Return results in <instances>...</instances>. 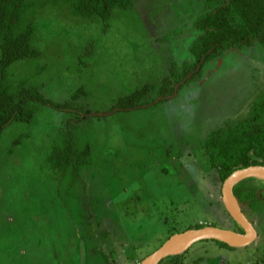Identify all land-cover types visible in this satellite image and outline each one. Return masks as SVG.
<instances>
[{
	"label": "rangeland",
	"instance_id": "374dc122",
	"mask_svg": "<svg viewBox=\"0 0 264 264\" xmlns=\"http://www.w3.org/2000/svg\"><path fill=\"white\" fill-rule=\"evenodd\" d=\"M33 1L22 30L40 56L13 64L8 79L15 92L22 81L37 88L46 104L32 102L33 118L0 135V264H141L175 231L234 230L203 146L264 91V47L225 53L161 104L110 112L193 60L204 0H142L107 21L74 15L66 0ZM66 103L72 113L53 107ZM66 141L90 150L78 176L48 164ZM258 216L252 245L201 241L184 264H264V204Z\"/></svg>",
	"mask_w": 264,
	"mask_h": 264
},
{
	"label": "trees",
	"instance_id": "16d2710c",
	"mask_svg": "<svg viewBox=\"0 0 264 264\" xmlns=\"http://www.w3.org/2000/svg\"><path fill=\"white\" fill-rule=\"evenodd\" d=\"M138 1L142 0H66L74 15L96 17L103 21L110 19L115 9L127 10ZM34 6L33 0H0V135L12 123L29 122L33 118L30 107L32 102L46 104L37 88L22 81L16 84L15 92L8 79V70L13 64L40 56L30 45L29 30H22L25 16ZM193 26L197 35L188 48L193 60L186 61L181 66L174 64L160 86L146 84L136 89L120 98L110 112L161 104L178 95L177 86L182 89L187 84L201 81L205 76L206 65L225 53L252 47L256 43L264 47V0H204L203 11L195 19ZM154 88L156 96L150 99ZM69 106L66 103L53 107L72 113L68 110ZM89 114L87 111L81 116L86 119L91 117ZM87 149L80 151L73 143L66 141L62 147L54 148L48 164L51 169L60 172L73 167V173L78 176L81 167L93 163L89 160L90 150ZM203 149L222 184L238 169L264 165V91L253 100L245 118L226 121L213 130L206 138ZM234 193L244 214L259 234L255 224L258 225L260 221L259 216L257 217L258 209L264 204V182L255 178L245 179L235 186ZM234 224L235 231L244 233L241 227L235 222ZM202 227L205 226L196 224L186 230ZM179 232L183 231H175L171 235ZM214 242L220 247L235 249L225 243ZM188 251L170 256L160 264H184L183 258Z\"/></svg>",
	"mask_w": 264,
	"mask_h": 264
},
{
	"label": "water",
	"instance_id": "95a60500",
	"mask_svg": "<svg viewBox=\"0 0 264 264\" xmlns=\"http://www.w3.org/2000/svg\"><path fill=\"white\" fill-rule=\"evenodd\" d=\"M178 86L176 87V90ZM177 92V91H176ZM248 178H255L264 182V165H252L234 171L222 184L221 201L232 220L242 228L244 233L231 229H222L207 225L198 229H188L175 233L169 237L155 252L147 256L141 264H160L170 256L180 255L189 250L194 244L201 241H219L228 246L239 249L252 245L258 238L254 225L244 214L240 203L235 196V186ZM180 247L182 251L176 252Z\"/></svg>",
	"mask_w": 264,
	"mask_h": 264
},
{
	"label": "bare ground",
	"instance_id": "6f19581e",
	"mask_svg": "<svg viewBox=\"0 0 264 264\" xmlns=\"http://www.w3.org/2000/svg\"><path fill=\"white\" fill-rule=\"evenodd\" d=\"M184 248H185V247H180V249H179L178 251H176V252H180V251H182Z\"/></svg>",
	"mask_w": 264,
	"mask_h": 264
},
{
	"label": "crops",
	"instance_id": "0c3cea01",
	"mask_svg": "<svg viewBox=\"0 0 264 264\" xmlns=\"http://www.w3.org/2000/svg\"><path fill=\"white\" fill-rule=\"evenodd\" d=\"M220 194H221V192H220Z\"/></svg>",
	"mask_w": 264,
	"mask_h": 264
}]
</instances>
